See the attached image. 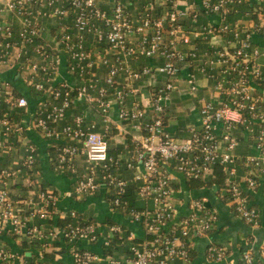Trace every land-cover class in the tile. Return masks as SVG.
<instances>
[{"label": "built area", "instance_id": "built-area-1", "mask_svg": "<svg viewBox=\"0 0 264 264\" xmlns=\"http://www.w3.org/2000/svg\"><path fill=\"white\" fill-rule=\"evenodd\" d=\"M243 2L202 0L203 11L219 15L223 22L202 25L195 33L208 41L214 35L230 33L237 43L234 52L215 50L210 54L180 47L186 35L185 20L195 24L199 15L194 0H0V70L18 71L30 92L40 98L25 124L22 118L31 104L29 94L17 93L10 82L0 81V160L17 151L14 140L26 153L0 168V231L39 240L44 250L63 239L74 264H192L193 236L211 231L217 214L206 209L203 200L193 199L188 212L177 221L173 184L176 174L207 177L216 164L224 166L228 174L224 193L234 211L247 224L257 226L259 211L248 193L264 188V99L255 92L256 80L264 78V63L257 60L264 53L258 48L250 52L248 30L224 21ZM214 47L211 43L210 48ZM161 58L163 63H153ZM194 61L206 78L215 80L216 96L199 108L201 127L188 126L186 136L178 137L167 128L165 118L184 65ZM63 62L82 81L78 86L57 83ZM135 62L142 65L135 67ZM103 67L107 68L105 77L98 74ZM158 75L163 76L160 84ZM122 77L123 86L119 84ZM139 82L154 84L145 105L136 99L129 101L138 93L135 84ZM191 85L195 91L194 78ZM76 100L96 107L105 122L118 106L120 119L139 132L134 140L135 155L126 164L110 154L105 134L95 123L88 124L86 115H73L65 121ZM15 109L25 110L21 120L15 118ZM30 128L49 142H62L57 165L76 174V196L93 195L103 188L114 192V207L141 222L154 238L145 239L140 247L132 246L134 256L119 258L90 247L99 241L110 245L114 233L122 229L119 225L105 231L95 221H81L76 211L70 214L76 222L66 228L37 224L38 219L52 216L55 192L38 189L36 183L32 196H15L11 190L24 169L36 166V145L25 134ZM240 135L251 143L247 155L238 152ZM78 157L88 164L84 174L77 171ZM240 162L249 169L243 178ZM123 167L138 169L132 179H126L118 173ZM131 186L136 196L151 200V209L127 207L122 196ZM227 255L224 246L211 243L207 248L210 264L222 263ZM39 260L31 262L19 251L0 248V264H43ZM240 264H264V253L257 260L252 251H246Z\"/></svg>", "mask_w": 264, "mask_h": 264}, {"label": "crops", "instance_id": "crops-1", "mask_svg": "<svg viewBox=\"0 0 264 264\" xmlns=\"http://www.w3.org/2000/svg\"><path fill=\"white\" fill-rule=\"evenodd\" d=\"M196 3V10L199 11V15L195 24L191 19H186L185 26L186 35L180 43V47L183 50H189L196 48L200 52L209 51L213 54L215 50H222L228 52H234L237 43L230 33H221L214 35V38L206 40L205 38L198 36L195 30L202 25L219 26L222 24V19L217 14H207L201 7L202 0H194ZM249 2H260L259 0H244L240 9L245 7ZM133 9V7H132ZM264 12V11H263ZM239 12L232 10L227 18L224 20L226 23L232 26H239L243 30H248L251 34V47L249 49L252 52L258 48L264 53V27L261 26L264 22V15L261 13L262 19L260 21L245 20V17L250 16L249 11L242 13V16L237 18ZM244 16V17H243ZM211 43L215 45L214 48H210ZM260 63H264V54L257 59ZM145 63V62H144ZM154 64L163 63V59L153 60ZM192 64H185L183 72L177 79V89L173 92L171 104L169 106V113L165 118L167 128L178 137L186 136L187 127L194 125L201 127L202 119L200 116L199 108L202 103L206 100H212L216 96L215 80L206 78L199 70L196 61L191 62ZM135 67H140L142 64L139 62L133 63ZM98 74L101 77H105L107 74V68L103 67L98 70ZM194 78L197 89L191 91V80ZM0 81H8L12 84L14 89L19 93L25 95L29 94L31 98V104L28 108V112L23 116V123L29 124L33 113L39 106V95L30 92V88L25 85L23 76L18 74V71L11 68L4 67L0 70ZM157 84L163 81V76H157ZM82 81L80 78L69 71L67 63L63 62L60 67L57 83H67L68 85L78 86ZM125 78L119 79V84L123 86L125 84ZM153 83L150 82H139L135 86L137 94L131 96L129 101L136 99L141 101L144 105L149 103L151 89ZM256 94L260 95L264 99V87L260 86L255 82ZM84 114L87 117V123H95L97 129L105 134L106 137L110 138L115 148L114 152L110 154L120 159L122 163L131 159L135 155V136L139 132L135 131L132 124L120 119L118 114V106H114L111 110L109 121L105 122L98 109L89 103L84 101L76 100L74 106L68 111L65 121H68L73 115ZM62 122V125L65 123ZM61 127V125H60ZM27 140L33 142L37 148V161L36 166L38 169H33V174H22L12 184V192L15 196L28 197L32 196L31 191L36 190L35 182H43L45 189H49L55 192L57 195V202L55 206L54 219L60 216H68L72 211H76L78 216L84 219H92L100 225L101 229L108 230L111 225H119L127 227L129 229V238H147V232L143 224L139 221L132 219L131 216L122 212L118 208H114L108 198V192L105 188L98 191L93 195L76 196L74 194V186L76 184V174L65 167L59 168L57 163L54 162L53 152L51 147L56 145L55 142H49L39 131L30 128L26 132ZM106 138V139H108ZM71 140H64L63 143H70ZM109 142V141H108ZM62 145V142H60ZM250 141L248 137L240 135V144L238 152L241 155H247L251 152ZM21 148V147H20ZM21 149H24L22 146ZM21 155L17 150L12 154L10 159L15 161ZM6 158L3 157L1 160ZM0 160V161H1ZM76 168L80 174H84L87 169V162L83 157L76 159ZM140 167L141 162H138ZM35 166V167H36ZM138 169V168H137ZM136 169V170H137ZM134 169H128L123 167L118 173L126 179H132L134 175ZM238 170L240 178H243L248 173L249 169L244 166L241 162L238 164ZM38 172V173H37ZM176 181L174 184H178L179 188L176 189V203L178 206V218L180 220L189 210L190 204L193 199L203 200L205 208L213 210L217 214V220L214 223V228L207 234L199 236H193V249L196 251V257L193 258L192 264H210V260L207 257V248L211 243L218 244L227 248L228 255L222 263L219 264H240L242 261L243 253L246 251H252L257 260L263 259L264 253V188L258 187L255 191L248 193L252 204L258 209L260 215V222L257 226H252L244 222L234 211L231 202L228 199L224 190L218 185L212 187H201V188H190L186 184V177L181 174H176ZM19 184V185H18ZM25 188H23L21 185ZM135 195V194H134ZM136 196V195H135ZM140 203H143L145 207L143 209H151L153 204L151 200H144L139 196H136ZM108 220L114 221L115 223L109 224ZM20 239L10 234H4L0 231V248L5 247L15 251H19ZM18 247V249H17ZM91 249L104 254L105 245L102 241L92 244ZM46 250L52 252L55 255L54 262L56 264H74L73 257L69 250L68 245L65 241L59 240L55 245L48 247ZM20 252V251H19ZM42 252V253H41ZM44 249L38 252V258L40 261L46 262V258L43 256L40 258V254H44ZM46 253V252H45ZM27 255H31V252H26ZM115 257H124L125 255H114ZM42 262V263H43ZM104 264V263H101Z\"/></svg>", "mask_w": 264, "mask_h": 264}, {"label": "trees", "instance_id": "trees-1", "mask_svg": "<svg viewBox=\"0 0 264 264\" xmlns=\"http://www.w3.org/2000/svg\"><path fill=\"white\" fill-rule=\"evenodd\" d=\"M241 7V6H240ZM239 9L236 12H239L237 15V18H239L240 16H242V13H246L247 11H249L250 16L245 17V20H255V21H260L262 19L261 13H263L264 11V2L263 3H259V2H249L247 5H245V7H242L241 9ZM244 17V16H243ZM257 84H259L260 86L264 87V78L263 79H257L256 80ZM17 93H19L16 90ZM35 95H39L36 94ZM31 99V98H30ZM3 109L5 110L6 107L5 105L2 106ZM25 110L23 109H15L13 111V114L15 116V118H17V120H21V116L23 115ZM108 138V137H106ZM109 142V151L110 152H114L115 148L113 146L112 141L110 140V138L107 139ZM13 144H15V146L17 147V150L19 151V153L21 154H26L24 149H20V145L21 143L18 140H14ZM59 144L57 143L56 145H53L51 147V152H53V158H54V162L57 163L58 162V154H59ZM11 155H8L4 160L0 161V168H3L7 165H11L14 163L13 159H10ZM36 169L37 166L35 167ZM24 173H28V174H33V169H29L26 168L24 169ZM228 178V174L224 168V166H222L221 164H216L214 166V172L213 174L207 176V177H197V178H186V184L187 186H189L190 188H201V187H212L214 185H218L222 190H225L226 187V181ZM37 184V188L38 189H42L44 187L43 182L41 183L39 180L35 182ZM34 183V184H35ZM19 185V184H18ZM21 185V184H20ZM23 188H25L23 185H21ZM173 186L178 189L179 185L178 184H173ZM133 188L134 187H129L128 191L122 196L123 200L127 201V207L128 208H135L137 210H142L145 205L143 203H140L138 201V198H136V196L134 195L133 192ZM228 196V194H226ZM115 195L114 192L110 191L107 195V198L110 202V204L114 207V205L112 204V200L114 199ZM229 199V196H228ZM116 208V207H114ZM118 208V207H117ZM119 209V208H118ZM54 214H55V209H53L52 212V216L48 219H38L37 220V224L39 225H43L45 228H54V227H59V228H66L69 224H74L76 222V219L70 215L68 216H60L57 219H54ZM81 221L85 222H93L94 220L92 219H84L83 217L79 216L78 217ZM107 223L109 224H113L115 223L114 221L108 220ZM17 239H20V244H19V248L17 247V249L31 262H35L39 260V256H38V252L40 250L43 249V245L42 242L39 240H30L29 238L26 237H16ZM154 238V236L152 234H148L146 240L151 241ZM144 239L141 238H129V229L127 227H122V229L118 232H115L112 239H111V244L106 246L104 249V255H125L126 256H134V253L131 249L132 246H138L140 247L141 244L144 243ZM47 249V248H46ZM45 249V252H43V256L47 259L46 262H43V264H56L54 262V258L55 255L52 252H48V250ZM31 252V255H27L26 252ZM191 255L193 258L196 257V251L194 249L191 250ZM40 261V260H39ZM178 264V263H177Z\"/></svg>", "mask_w": 264, "mask_h": 264}]
</instances>
